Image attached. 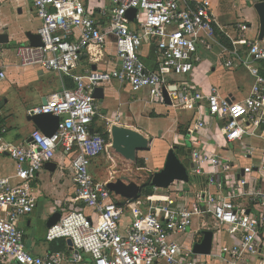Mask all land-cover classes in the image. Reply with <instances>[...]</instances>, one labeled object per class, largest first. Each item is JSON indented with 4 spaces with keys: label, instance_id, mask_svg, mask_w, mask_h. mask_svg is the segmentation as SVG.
Wrapping results in <instances>:
<instances>
[{
    "label": "built area",
    "instance_id": "built-area-1",
    "mask_svg": "<svg viewBox=\"0 0 264 264\" xmlns=\"http://www.w3.org/2000/svg\"><path fill=\"white\" fill-rule=\"evenodd\" d=\"M28 1L42 23L37 31L41 45H19V65L69 77L73 86H62L28 111L59 117L51 136L35 129L25 144L14 145L0 135V154L15 162L14 173L0 177V264H264V143L258 147L250 141L264 140V37L247 40L245 24L231 37L216 23L210 0ZM100 2L104 5L96 6ZM131 8L133 20L127 17ZM217 28L229 42L221 47L224 65H241L253 77L240 100L221 95L217 86L204 92L189 81L201 52L217 45ZM109 37L114 67L76 73L84 57L89 65L103 61ZM144 44L154 46L157 70L142 61ZM5 78L0 70V91ZM110 81L132 92L145 89L159 103L165 88L170 106L193 112L185 133L193 165L187 181L174 180L128 199L106 183L124 175L133 180V175L110 173L106 181L92 176L91 162L110 154V125L107 137L91 126L99 115L92 93ZM58 151L68 158L74 195L45 240L70 239L71 246L37 256L27 249L19 223L37 205L33 181ZM203 231L213 234L210 251L195 254L192 244L200 242ZM219 231L239 237L231 245H219L214 241ZM187 236H192L189 245Z\"/></svg>",
    "mask_w": 264,
    "mask_h": 264
},
{
    "label": "crops",
    "instance_id": "crops-1",
    "mask_svg": "<svg viewBox=\"0 0 264 264\" xmlns=\"http://www.w3.org/2000/svg\"><path fill=\"white\" fill-rule=\"evenodd\" d=\"M95 4L96 6L104 5L102 2ZM210 5L216 23L231 37L241 33L237 32L238 25L245 24L247 29L242 32V35L247 40L258 38L259 17L253 8V0H210ZM41 24L30 1L0 0V34L7 36V42L0 43V70L6 75L0 91L2 122L0 129L5 142L14 145L25 144L30 139L31 132L38 129L31 121H28V111L59 93L62 86L68 88L73 86L69 77L43 70L37 65L24 67L19 65L15 49L19 45L29 44L26 33H37ZM219 31L216 33L217 45L209 52H201L202 59L194 66L189 81L204 92L212 86H217L221 95L230 97L232 100H240L249 92L253 77L241 65H235L232 68L224 65V57L220 55L221 47L229 46V42ZM154 49L151 44H144L141 48L142 61L150 70L158 69ZM96 50L94 49L93 55ZM113 52V39L109 37L104 49V58H102L104 62L99 61L89 65L87 57H84L76 68V73H82L87 68L111 70L114 67L111 61ZM102 88L104 94L103 98L98 100L99 115L94 118L91 125L93 130L105 132L108 125L117 122L149 136L152 142L148 151L151 153L145 156V164L152 166L150 163L153 162L155 166L153 172L163 166L169 148L180 146L186 153L188 149L185 145L187 144L185 133L193 121V112L177 110L164 102H155L147 90L132 92L116 81L105 82ZM180 128H183L184 132L180 131ZM250 141L258 147L264 143L261 138H252ZM153 146L156 147L153 148ZM177 155L181 161L182 157L187 161L184 165L189 168L191 164L189 155L186 154V157ZM105 157L114 160L112 155L103 154L89 165V171L94 178L103 169L101 164ZM52 162L56 164L55 169L49 170L43 166L33 181L37 205L33 212L19 223L25 233L24 241L27 249L37 256H43L49 251H66L69 248L65 240L44 244L45 236L42 243L39 238L32 237L33 232H31L35 231L34 223L44 221L43 233L46 234L49 228L46 223L50 216L55 212L62 216L72 206L70 201L74 195V185L68 158L58 151ZM14 170L15 162L7 154H0V177L12 175ZM85 212L89 210L85 209ZM29 232L30 238H33L31 241L28 238ZM216 234L221 235L220 242L215 240L219 245H231L239 237V234L227 231H219ZM191 239L192 236H187L185 244L189 245ZM262 250L264 251V245Z\"/></svg>",
    "mask_w": 264,
    "mask_h": 264
},
{
    "label": "water",
    "instance_id": "water-1",
    "mask_svg": "<svg viewBox=\"0 0 264 264\" xmlns=\"http://www.w3.org/2000/svg\"><path fill=\"white\" fill-rule=\"evenodd\" d=\"M253 8L256 10L259 17V32L258 40H262L264 37V2H255ZM135 9L131 8L127 11V17L129 20H133ZM29 44L31 46L41 45V39L39 34L27 32ZM7 42V36L0 34V43ZM94 69V65H93ZM164 103L170 105V98L165 88H163ZM102 86L94 88L92 96L101 100L103 98ZM46 101H43L45 104ZM28 121H31L43 134L51 136L59 125V117L51 113L43 114H29L27 116ZM110 144L107 148L110 154H117L123 158L128 165H135L138 159V152L147 151L150 149L152 139L141 133L140 131L131 127L124 126L117 122H113L109 126ZM192 168V163L189 165ZM44 167L49 170H54L56 164L52 161L44 163ZM187 167L179 159L173 147L169 148L164 159L163 166L152 173L149 183L152 187L166 188L174 180L187 181L188 172ZM107 188L122 198H137L142 190V185H139L127 176L117 177L115 180L108 181L106 183ZM61 218V214L58 212L53 213L47 221V226L50 227L58 222ZM203 236L200 242L192 244V251L195 254H208L212 245V232L203 231ZM68 247L71 246L70 239L66 240Z\"/></svg>",
    "mask_w": 264,
    "mask_h": 264
},
{
    "label": "rangeland",
    "instance_id": "rangeland-1",
    "mask_svg": "<svg viewBox=\"0 0 264 264\" xmlns=\"http://www.w3.org/2000/svg\"><path fill=\"white\" fill-rule=\"evenodd\" d=\"M183 130H184L183 128H180V131L183 132ZM155 147L156 146H153V148H155ZM174 150L177 154L185 155V157H186V154L190 155L189 150H187L186 153H185V151L182 152L183 147H180V146H176V148H174ZM146 152H148V153H146ZM163 152H164V150H163ZM149 153H151V152H149L148 150L138 152L137 163L135 165H131V166L124 165L123 160L119 155L111 154L113 156L114 161L107 159L105 157L103 163L101 164L103 169H101L99 171V175H97L95 178L100 179V180H106L111 176L110 173H113L112 176H115V177L122 175L124 173H129V174L133 175V181H135L139 185L144 186L149 181V179L152 175V172L155 168V166L153 165V162L150 163V165H152V166H148L145 164V161H146L145 156L148 155ZM182 161L184 164H187V161L185 159H183V157H182ZM126 167H128V169H130L129 172L125 171ZM144 193L147 194L146 192H144ZM36 219H37V217H36ZM34 225H35V231H31V232H33L32 237L39 238L42 242L43 237L45 236V234L43 233V229L45 228V222L41 221V222L36 223V224L34 223ZM32 237L30 238V232H29L28 238L30 239V241L33 239ZM214 238H215L214 241L215 240L218 242L221 241V235L216 234ZM25 240H26V238H25ZM44 244H48V242L46 241Z\"/></svg>",
    "mask_w": 264,
    "mask_h": 264
},
{
    "label": "trees",
    "instance_id": "trees-1",
    "mask_svg": "<svg viewBox=\"0 0 264 264\" xmlns=\"http://www.w3.org/2000/svg\"><path fill=\"white\" fill-rule=\"evenodd\" d=\"M2 124V122H1V120H0V125ZM180 130V129H179ZM184 132V131H183ZM2 134V132H1V129H0V135ZM104 135L107 137V133L106 132H104ZM184 150H182V152H183ZM177 154V153H176ZM145 186V187H144ZM143 186V192H146L147 194H150L151 192H152V186H151V184L149 183V181L145 184ZM60 240H62V239H60ZM58 241V240H57ZM54 242H56V241H54Z\"/></svg>",
    "mask_w": 264,
    "mask_h": 264
}]
</instances>
